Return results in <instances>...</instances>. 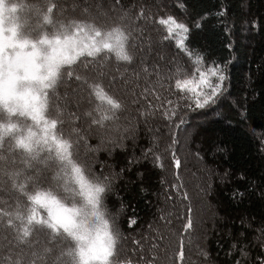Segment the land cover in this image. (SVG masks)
Masks as SVG:
<instances>
[{
	"label": "trees",
	"instance_id": "trees-1",
	"mask_svg": "<svg viewBox=\"0 0 264 264\" xmlns=\"http://www.w3.org/2000/svg\"><path fill=\"white\" fill-rule=\"evenodd\" d=\"M163 1L165 5L160 4L161 0H120V4L124 9H129L132 5H151L153 12H157L155 6L159 5L160 12L173 15L189 26L202 17H206L203 19L202 27L193 32L192 39L188 42L189 47L206 49L211 53L209 60L216 59L217 64L228 62L229 80L226 87L231 93L230 99L239 100L243 106L244 98L247 97V106L252 116L249 121L242 126L233 121L234 127H226L229 115H223L224 109L221 108L218 111L221 112L223 118L210 113L207 122L201 124L209 130L212 140L204 142L201 137H198L197 144L201 150L199 157L202 161L212 163L218 171H228L226 181L211 182V194L207 199L208 202L213 201L212 206L223 215L218 228L225 230L223 233L213 231L205 240L207 251L211 253V260H215L216 264H237V261L241 259L239 264H257L258 257L264 258V249L254 239V227L264 229V154L259 151L260 142L264 141V116H262L264 112V0ZM69 2L68 0H20V13L18 11V14H15L18 17V23L14 22V24L18 32L22 31L28 37L51 40L56 37L65 38L76 21L90 22L92 17L103 19L110 16L108 13L103 14L102 11L85 12V5L78 6L80 10L76 7V10L71 9ZM52 4L56 5L55 10H51ZM180 4L184 7H178ZM160 12L157 14L159 15ZM135 27L143 28V40L137 41V49H142V51L138 52L136 63L128 67L126 78L132 81L131 89L139 94L145 87L146 77L141 72L139 80H136L132 73L140 72L143 66L141 58L146 61L150 70L154 65H158L166 71L167 60L172 59L171 52L174 51V45L167 42L161 43L162 33L155 24H145L141 20ZM149 28H153V32L148 30L147 34ZM155 34L160 36L157 47L152 46L153 41L149 38ZM164 45L167 48L164 49ZM161 56H166L167 60L161 61ZM152 79L155 80L156 77L153 76ZM73 87H75L74 83L66 85L58 77L52 87H47L43 91L41 116L44 118L42 120L49 125L50 134L46 138H37L42 146H47L46 148L39 152L34 148L30 149L27 157L31 161V168L27 173L29 185L52 183L58 189L63 187L58 182V177L49 180L52 172L59 171L57 161L66 150L57 136L71 140L73 155L81 162L87 159L95 172L109 176L104 172V166L109 168L111 165L115 169L118 168L121 176L119 179L110 176L112 192L109 193L107 200L114 211L119 209L117 223L123 238L120 246L129 250L120 259H127L130 256L133 264H136L141 256L153 260L154 264H164L167 249L162 248V252L158 250L160 243L154 234L147 232V228L155 219L156 229L159 230V226L163 224L167 227L168 224L173 233L181 230V220L177 218L174 223L171 221L172 215L178 211L176 207L169 208V211L159 208L158 214L155 215L157 207L153 206L161 205L158 191L161 190L162 184L166 189L168 188V192L165 193L169 196L170 202L180 204L177 199L171 197L187 192L189 199L182 203L185 210L189 205L193 209L194 228L191 237L185 236L184 238L183 252L185 264H194L190 261V256H192L193 249L191 245L198 231L194 214L196 195L189 191L193 182L189 185V178L184 174V164L187 166L188 163L184 153L185 150H189V147L178 145L176 149L177 156L182 162L178 170L180 180L175 178L177 169L171 161L170 152H165L169 139L167 128L165 130L163 124V127L157 129L156 146L152 145L149 131L145 130L143 125L138 130L136 123L137 133L134 137L124 140L121 147L112 149L110 152H98V150L86 152V147H97V144L101 142V136L104 134L102 131L108 132L110 127L112 129L125 119L128 120L127 117L131 115V112L136 114L135 118L145 121L158 120L148 115L147 111L141 115L144 106L152 99L151 96L147 98L141 96L143 104H133L129 101L123 110L117 112L114 121L97 126L96 131L98 132L84 136L82 117L78 112H70L69 103H62L66 93L67 95L73 93L70 91ZM127 94L125 90V95ZM44 100L47 101L46 104ZM87 102L85 97L79 103V109L82 110ZM49 118L54 119L55 123H52V119ZM35 128V122L28 114L10 110L0 100V192H4L3 196L0 194V226L3 225L4 220L9 218L7 213L15 212L22 205V195L9 188V178L21 169L24 157L14 153L11 141L15 138L17 143L24 142L25 137L22 133ZM250 129L254 130L255 134ZM181 144L183 145V141ZM217 147L223 151H216ZM156 157L159 159H155ZM123 167L127 170L124 171ZM173 184H183L180 193L171 188ZM121 204L126 207L124 208ZM129 218L136 220L132 227H129ZM0 231L5 236V239H0V264H21V261L27 264V260L35 258L34 248L38 247L37 240L39 239L37 236H33V247L30 248L18 243V233L13 228L4 226L0 227ZM261 233L264 237V232L261 231ZM133 238L143 240L144 252L131 255ZM176 239L175 252L179 253V237L177 236ZM9 240L14 243L10 244ZM64 244L63 238H57L51 245V249L59 250ZM153 245L157 246L156 250L150 251ZM48 250L46 247L45 251ZM242 251L248 255L244 259L241 258Z\"/></svg>",
	"mask_w": 264,
	"mask_h": 264
},
{
	"label": "snow or ice",
	"instance_id": "snow-or-ice-1",
	"mask_svg": "<svg viewBox=\"0 0 264 264\" xmlns=\"http://www.w3.org/2000/svg\"><path fill=\"white\" fill-rule=\"evenodd\" d=\"M152 7L139 4L124 9L120 0H113L111 16L103 19L92 17L90 22H74L71 32L65 37L63 48L54 49L55 54L43 65L46 75H40L42 65L37 63L35 53H28L33 57L31 74L48 83L55 84L58 77L66 85L74 83L73 93L78 94L81 99L86 97L90 104L95 105V112L99 114V125L114 119V114L123 110L129 101L133 104H143L140 97L151 96L152 99L144 106L141 115L147 111L148 115L155 117L167 128L169 143L165 152H170L171 161L177 169L175 178L180 180L178 170L182 162L177 156V146L183 147L198 137L204 142L212 140L209 130L201 126L207 122L205 118L210 113L221 118L223 115H229L226 127H234L233 121L242 126L252 116L247 106V97L244 98L243 106L239 100L230 99L231 93L226 87L229 80L228 62L217 64L216 59L209 60L211 53L206 49L189 47L188 42L192 39L193 32L202 27L203 19L206 17L189 26L173 15L160 12L159 5L155 6L157 12H160L159 15L152 11ZM178 7L184 5L180 4ZM50 8L55 10L56 5L52 4ZM87 11L85 8V12ZM141 20L145 24H155L162 33L161 43L173 44L174 51L171 52V60H167L166 56L160 57L161 61L167 60L166 71L158 65H154L150 70L146 61L141 58L143 66L140 72L134 71L132 75L139 80L142 72L145 74L146 82L142 92L137 94L134 89L128 87L132 81L126 77L128 67L136 63L137 54L142 51L137 49V41L143 40V28L135 27ZM177 30L184 33L182 41L175 39ZM153 76L156 77L155 80L152 79ZM221 108L224 109L223 115L218 111ZM250 131L255 134L254 130ZM216 151L223 149L217 147ZM259 151L264 154V141L260 142ZM196 157L199 158V152L196 153ZM155 159L158 160L159 157ZM110 180L111 178L109 182ZM182 187L183 184L171 185L177 193H180ZM171 198L180 202L178 218L181 220V230L173 232L167 238L161 233L159 243L165 244L168 250L164 264H185L183 244L185 236L190 238L194 228L193 209L189 205L185 210L182 203L189 199L187 192ZM128 223L129 227H132L136 220L129 218ZM261 231L264 232V229ZM177 236L180 243L179 253L175 252ZM122 239L120 232L115 242L110 239L108 249L99 257L101 264H107L108 261L111 264H133L130 256L127 259H120L129 251L127 248H121ZM131 244V255L144 252L143 240L133 238ZM156 247L153 245L150 251H155ZM241 255L244 256L246 253L241 252ZM136 264H154V261L141 256ZM257 264H264V258L258 257Z\"/></svg>",
	"mask_w": 264,
	"mask_h": 264
},
{
	"label": "clouds",
	"instance_id": "clouds-1",
	"mask_svg": "<svg viewBox=\"0 0 264 264\" xmlns=\"http://www.w3.org/2000/svg\"><path fill=\"white\" fill-rule=\"evenodd\" d=\"M19 6L20 0H3L0 4L6 17L17 14ZM46 74L42 65L40 75ZM43 82L48 88L54 85ZM80 115L84 136L93 134L99 126L95 105L87 102ZM52 123H55L54 119ZM35 132L33 129L22 133L25 137L22 143H17L15 138L11 141L14 153L24 157L21 169L9 178V188L22 195V205L15 212L7 213L9 218L0 227L13 228L18 233V243L30 248L33 247V236L39 238L38 247L34 248L35 258L27 260V264H101L99 257L108 249L110 239L115 242L120 232L117 223L119 209L114 211L107 200L112 192L111 177L95 172L87 159L81 162L71 152V140L57 136L66 150L57 161L59 171L52 172L49 180L58 177L63 187L58 189L52 183L29 185L27 173L31 161L27 157L30 149L39 152L47 147L38 142ZM56 216L66 219L67 225L54 226ZM57 238L65 240L64 246L59 250L51 249ZM45 247L49 250L45 251ZM21 264L25 262L21 261Z\"/></svg>",
	"mask_w": 264,
	"mask_h": 264
},
{
	"label": "rangeland",
	"instance_id": "rangeland-1",
	"mask_svg": "<svg viewBox=\"0 0 264 264\" xmlns=\"http://www.w3.org/2000/svg\"><path fill=\"white\" fill-rule=\"evenodd\" d=\"M68 1H70L68 4L71 5V9L76 10V8L78 9V6L85 5V8H87L88 11H95V13L102 11L103 14L108 13L110 16L112 15V0ZM2 3L3 0H0V4ZM161 5L165 4L162 3ZM181 13L183 14V12ZM183 15H185V13ZM17 20V15L6 17L2 8H0V100L10 110H17L28 114V116H30L35 122V134L37 138L42 139L46 138L50 134L49 125L42 120L44 118L41 116V105L43 103L42 97L44 96L43 91L47 87L45 86L43 80H41L38 76L31 74L33 57L28 55V53L34 52L37 63L45 65L49 61L50 57L55 54L54 49L60 50L63 48L65 38L63 37L58 39L56 37L50 40L43 38L34 39L32 37H28L26 33L22 31L18 32L16 28L17 26L14 24V22L18 23ZM148 30L153 32V28H149L147 29V34ZM151 37L149 38L153 41L152 46L154 47L158 45L160 42V36L155 34L151 35ZM183 38L184 33L177 30L175 33V39L182 41ZM165 46L166 45H164V49L167 48ZM128 87L131 88L130 85ZM72 89H70V91H72ZM83 100L84 99H81L78 94L71 93L70 95L68 94L63 97L62 103H69L70 107L68 106V109L70 112H78L80 115L81 109H79V103ZM135 116L136 114L131 112V115L127 117L128 120L125 119L122 121L119 124L120 126L117 125L112 129L110 127L108 132H106V130L102 131L104 134L101 136V142L97 144V147L89 146L86 147L87 150L85 149V151L95 152L98 150V152H110L112 149L121 147L124 140L134 137V135L137 133V129L135 128L136 123L138 124V130L140 129V126L143 125L145 130L149 131L152 145L156 146L158 139L157 129L163 127L162 124L158 121H145L143 119L135 118ZM205 119L207 120L208 117ZM96 132L98 131H95L94 133ZM195 140H192L187 144L189 150H185L184 153L185 160L188 161L187 166L184 164V174L189 178V185L193 182V186L191 187V190L189 189V191L191 194L193 193L196 195L194 214L196 217V226L198 230L197 235L195 236V239L191 245V248L193 249L192 256H190V261H192V263L194 262V264H216L215 260H211V253L207 251L205 240L210 237V233L213 231H216V233L225 232V230L218 228V224H220L223 215L217 211L218 209H215L212 206L213 201L208 202L207 199L209 194H211V182L218 181L222 183V181H226V175L228 174V171H218L212 163H206L205 161H202L200 157L197 158L196 153H200L201 150L199 149V144H197L199 141L198 138ZM134 159L140 160V158L135 157ZM124 167L123 170L125 169L124 171H126L127 168ZM104 172L116 179H119L121 176L120 170L118 168H113L111 165L109 168L104 166ZM137 177H140L139 173L137 174ZM160 180L162 179L160 178ZM165 192H168V188L166 189L164 184H162L161 190L158 191L159 199H161V205L157 206L153 204V207H157L155 215L156 213L158 214V211L160 210L159 208H163V210L167 211H169V208L171 207H176L177 210L179 209L180 204L170 202L169 196ZM3 193L4 192H0L2 196L4 195ZM121 205L124 208L126 207L124 204ZM178 216L179 211H175L174 215L171 217L172 223H174V220H177ZM244 220L245 219H243V221ZM156 222L157 221L154 219L152 225L147 228V232L154 234L159 242L161 233H163L167 238L172 234V232L169 228L170 225L168 224L167 227L163 224L159 226V230L156 229ZM67 223L68 221L60 216H56L53 219V224L60 227H65ZM225 226L227 227V225ZM0 239H5L4 233L2 231H0ZM254 239L257 240L258 245L264 249V237L262 236L261 230L258 226L254 227ZM9 242L10 244L14 243V241L11 240H9ZM162 248H166V246L165 244L160 243L158 250L162 252ZM246 256L248 255H241V258L244 259ZM239 261H241V259Z\"/></svg>",
	"mask_w": 264,
	"mask_h": 264
}]
</instances>
